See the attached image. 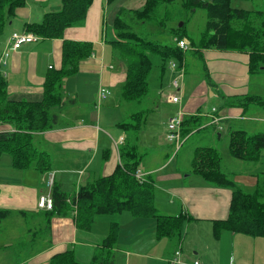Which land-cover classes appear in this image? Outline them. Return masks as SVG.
<instances>
[{
  "label": "crops",
  "instance_id": "crops-1",
  "mask_svg": "<svg viewBox=\"0 0 264 264\" xmlns=\"http://www.w3.org/2000/svg\"><path fill=\"white\" fill-rule=\"evenodd\" d=\"M144 4L145 0H91L86 17L81 23L66 27L62 37L38 36L39 39L35 42L22 44L20 48L10 53L7 65L0 68L1 74L2 71L5 72L2 76L6 79L10 99L40 101L43 97L46 77L52 70L61 67L64 39L87 44V52L80 58L76 72L64 77L62 87L65 106L58 129L32 134L35 148L47 154L45 160L46 162L50 160L48 168L51 171L55 170L57 187L67 196L76 193L77 185L84 186L89 180L110 173L116 166L115 153L110 149L111 139L114 136L101 132L93 108L96 106L97 91L100 87L108 88L111 91L110 95L118 99V88L126 77L125 67L116 57L110 43L115 39V33L110 27L116 14L120 9H141ZM232 4L235 8L247 11L264 9V0H233ZM61 6V0H25L23 5L16 7L0 31V55L13 31H26L28 24L40 22L44 14L57 11ZM199 52L204 67L214 79L211 78L218 96L224 103L225 98L250 94L251 73L248 52L214 47L203 48ZM187 58L185 53L181 60L185 71L184 78L188 69ZM171 76L170 70L165 69L162 75V89L166 87ZM154 78H161V74L158 75L156 71ZM157 83L159 82L156 81ZM86 91L89 93L87 94ZM163 99V103L169 106L175 107L177 104L167 101L166 98ZM185 101V97L182 96L181 102L177 104L178 107L185 106ZM237 109L239 108L225 109L218 113L217 109L214 112L200 109L195 112L184 111L183 122H185L181 127V140L184 141L185 136L194 129L190 127V118H194L198 126L222 131L221 121L234 126L246 118ZM229 110L232 111L233 117L228 114ZM211 115L221 118L218 122L220 128L211 122ZM256 127L257 125H252V129ZM185 128L188 130H184ZM11 129L8 124H0L1 131ZM185 131H188L187 134ZM115 136L117 138L123 136L125 141L128 135L121 132ZM106 150H110V153ZM104 155L109 157L106 158ZM148 159L150 158L147 156L143 159L148 166L143 169L144 172H147L148 177L155 182L169 180L167 182L170 184L162 189V192L168 194L171 192L175 199L164 203L163 210L159 211L156 208L157 211L167 215H184V225L180 237L161 238L155 234L154 219H150L148 225L142 227L140 233L130 243L131 247L134 246L133 249H130L128 244L117 243L118 252L119 250L121 254L124 252L125 264H143V260L152 259L158 261L157 264H163L164 261L169 263L170 258L177 256L176 252H179L181 260L179 264H189L194 259H199L202 264H223L218 259V255L223 251L224 241L227 240L228 244L233 246L238 236L226 229L215 236L213 222L227 217L231 189L212 185L202 176L195 178V174L190 170L176 169L174 173H165L163 171L168 164L161 161L163 157L155 158L154 162H151L154 159L150 161ZM148 161L154 165H150ZM48 168L46 167L45 171H40L34 166L20 169L12 166L11 159L0 160V209L9 210L10 213L7 215L9 217L18 216L24 218L26 222L28 218L30 219L26 237L23 239L24 243L28 244L26 251L31 250L30 245H32L30 226L32 218L42 217L38 225L45 226L44 217L48 209L38 207V198L48 192ZM77 170L83 172L80 174ZM158 200L155 193V207L158 205ZM133 218L128 216L127 219H123L120 226ZM99 224L105 226V231L98 229ZM108 224L109 221L105 220L103 223H95L89 231L80 230V227L76 226L73 214L57 213L50 220V229L45 234L43 246L36 251L26 253L19 263L15 264H47L54 254L70 249L73 250L78 262L84 264L83 261L86 263L90 260L97 249V240L106 235ZM161 244L163 247L160 250ZM151 251H155L156 255H150Z\"/></svg>",
  "mask_w": 264,
  "mask_h": 264
},
{
  "label": "trees",
  "instance_id": "trees-1",
  "mask_svg": "<svg viewBox=\"0 0 264 264\" xmlns=\"http://www.w3.org/2000/svg\"><path fill=\"white\" fill-rule=\"evenodd\" d=\"M173 1L146 0L141 9L128 11L120 9L118 11L113 24L115 39L110 43L117 58L125 67L126 77L118 88L120 99L130 102L142 98L147 92L152 70H154L153 73L157 71L158 75L161 74V78H157L160 94L166 62L169 59L180 61L183 59L186 52L179 49L174 41L176 37L183 38L177 29L172 33L171 42L159 43L134 31L131 26L137 23L153 22L162 26V21L156 20V16L163 4L166 5ZM90 2L91 0H61L62 6L59 10L44 14L38 23L28 24L27 30L43 38L62 37L66 27L81 23L85 19ZM24 3L25 0H0V31L14 13V9ZM190 3L194 6L193 8L196 6L205 9L208 17L198 48H231L248 52L249 72L251 73L253 56L258 53L264 55V53L255 50L248 51L238 45H230L227 32L232 18L239 19L249 11L232 7L231 0H190ZM123 15H126L127 20L126 17H122ZM262 16L264 18V14ZM237 37L241 38L239 35ZM195 44L192 47H195ZM86 47V43L64 39L61 67L52 70L46 77L43 85L44 93L40 101L10 99L6 79L0 73V124H8L12 128L6 131L0 130V156L4 153L9 154L14 168L25 169L34 166L40 171H45L50 164V160L48 162L45 160L48 157L47 154L40 152L33 145L32 134L60 124V117L65 106L62 87L64 77L76 72L80 58L87 52ZM195 48L197 50V46ZM197 53L199 52L195 51L194 54ZM153 56L157 57L158 63L152 60ZM207 79L210 83L209 78ZM251 97V94L233 96L225 101V105L243 106L245 110V105L252 102ZM252 103L264 104L259 98L257 102ZM141 114L143 112L131 115V119L139 120L135 124L131 123L132 129H138ZM127 123L128 121L121 122L119 126L123 130L128 129L130 127H127ZM196 126L198 122L190 118V127L196 128ZM227 148L230 154L240 161L260 164L261 169L258 173L263 176L256 178L253 188L237 185L232 175L223 172L220 164L221 155L217 149L196 147L191 172L202 176L212 185L232 188L228 215L225 219L213 222V233L217 236L220 231L226 229L235 233L264 237V131L248 134L243 127L233 128L229 132ZM131 155L132 153L121 155V158L126 156V160L124 162L122 160L123 163L118 164L114 171L80 187L75 195L77 200L76 226L89 231L95 224L97 215L126 213L129 217H153L157 237H180L185 216L182 214L167 215L157 211L154 205L152 183L149 180L140 181L135 177V170L142 155ZM253 173L258 174L256 171ZM51 196L52 207L45 213L47 226L50 224L51 218L49 217L54 213H60L62 204L65 203L64 207H68L67 194L57 186L52 187ZM9 213V210L0 209V223ZM119 226L118 221H109L101 249L92 256L89 264H116V255L112 249L117 247ZM47 264L80 263L76 260L73 250L70 249L54 254Z\"/></svg>",
  "mask_w": 264,
  "mask_h": 264
},
{
  "label": "rangeland",
  "instance_id": "rangeland-1",
  "mask_svg": "<svg viewBox=\"0 0 264 264\" xmlns=\"http://www.w3.org/2000/svg\"><path fill=\"white\" fill-rule=\"evenodd\" d=\"M232 1L233 0H231V6L235 7L232 4ZM193 7L194 6L191 5L190 0H174L172 3H168L166 5L163 4L156 16V20L162 21V26L157 25L154 22L148 24L137 23L135 26L131 25L134 31L142 33V35H144L146 38L151 39L153 41H157L159 43L171 42L172 33L176 31V29L177 32L181 34L183 38L186 39V42L190 47L186 51L188 57V69L186 73V78H184V71L180 93L181 97L183 96V98L185 97L186 99V101L184 102L185 106L179 108L177 104L175 107H172L167 105L166 103H163V98L165 97L160 95L158 92V87L156 84L157 78H154L155 73H153L154 70H152L148 81L147 92L139 100L127 102L120 98L117 99L114 95H110L107 98L99 101L97 91V98L95 102L96 106L94 107L95 109L93 108L96 122L101 132H105L109 135L114 136V138L111 139L112 146L111 148H108H110L115 153L117 160L116 166L120 164L122 160L123 162L126 160V156H123L121 158V155H128L131 153V156L135 154H137V156L142 155V158L138 163V167L135 170V177L140 181L149 180L152 183L154 188V196L156 193L157 199H159L158 205L156 207L159 211L163 210L162 207L164 203L168 201H175V199L171 192L169 194L167 192H162V189H164L167 185L170 184V182H167L169 180L155 182L154 179L148 177L147 172H144L143 169L148 167L145 160H143L146 156L147 158L154 159L151 162H154L156 160L155 158L158 159L163 157L161 161L166 162L168 164V167L165 168L163 171L165 173H174L176 169H178L179 171H191V164L193 158L195 157L194 150L196 149V147H214L221 155L220 164L223 172L232 175L237 185H244L248 188H253L256 178L258 176H263L258 173L261 169L260 164H255L254 162L240 161L234 158L232 154H230V152L228 151L227 145L229 140V131L233 128L243 127L248 134H253L257 131H264V119H262L264 118V104L261 105L252 103L253 101L257 102L258 98L264 103V59L262 60V57L264 55L258 53L252 58L253 71L251 72V78L249 82L251 89L250 94L252 95V102L250 104L245 105V110L243 109V106L225 105L222 99H220L218 96L217 90L214 86V82H212L211 80L212 76L210 77L207 72V68H205L203 65V60L200 55L201 52H199V50L201 49L198 48L202 32L204 31L206 21L208 20L207 12L201 7ZM124 10L128 11L131 9ZM262 14H264V9L262 11H249V13L243 14L241 18L236 20L232 18V20H230L229 22V29H227L229 35L228 43L230 45H238L248 51L255 50L256 52L262 51V53H264V18ZM117 16L118 15L116 14V17ZM122 17H126V15H123ZM112 27L113 25L110 27V30L113 32L114 29L112 30ZM239 31H241L240 34H238ZM238 35L241 38H238ZM244 37L245 39H243ZM192 41L193 43H191ZM194 44L195 47L197 46V50L195 47H192V45ZM195 51L199 53L194 54ZM114 53L116 55V52ZM154 57L155 56L152 57V60L158 63L156 59L157 57ZM206 77L209 78L210 83L207 81ZM167 89L171 90L172 87L169 86L167 87ZM86 93L88 94L89 91H86ZM231 98L232 97L225 99L229 100ZM212 107L217 109V113L218 111L223 112V110L225 109L233 110L239 108L237 109L238 112L240 114L242 112L246 118H244V120L239 121V123L234 126H232L231 124L229 125V123H227L226 121H221L220 123L223 128L222 131H213V128L211 127L204 128L202 126H196V128L190 131L188 136H185V140L182 141L178 148L175 147V142H167L165 140V125L170 113L180 111L184 120V111L189 110L195 112L197 111V109H200L202 111H210ZM83 110L84 109L82 108L81 111ZM231 110L228 111V114L233 117L231 115ZM136 112H143V114L140 115L141 123H139L138 129H132L131 123L135 124L139 121L138 119H131V115ZM125 121H128L127 127L130 128L123 130L119 126V124ZM252 125H257V127L252 129ZM57 126L46 129L42 132L54 129L56 130L58 129ZM184 130H188V128H185ZM121 132H124L128 135L127 139L125 141L123 139L122 142L117 143L116 141L118 139L115 135ZM187 132L188 131H185L186 134ZM32 143L33 145H35V141L33 140V138ZM106 151L110 153V150ZM105 157L108 158L109 156ZM4 158L11 159V156L7 153H4L0 156V160ZM150 159L148 160L150 161ZM149 161L148 163H150V165H154V163H151ZM61 165L64 166V164ZM116 166L112 169V171H114ZM254 170L258 174L253 173ZM77 172L81 174L83 170H77ZM54 175L55 170L51 171L48 168L47 186L49 188L48 192H50V195L52 187L57 186ZM105 175H99L89 180L88 183L93 182L99 177ZM194 176L195 178H200V175L195 174ZM81 186L82 185H77L76 193L69 195L70 197L67 196L66 204L68 207H64L65 203L62 204L60 213L65 215H76L77 200L75 199V195L77 194ZM225 189L232 188L226 187ZM57 213H54L52 216L56 215ZM52 216H50L49 218H52ZM127 218L128 216L126 213H122L119 215L103 214L97 215L95 217L94 223H103L105 220H113L118 221L120 224L123 219ZM41 219L42 217L32 218V223L30 225L32 228V245H30L31 250L27 251L26 249H28V244L26 245L23 239H25L26 237L25 233L26 230L29 228L28 222H30V219L28 218V221L26 222L24 218L18 216H6L1 221L0 264L19 263V261L22 259L21 257H23L26 253L28 254L33 251H36L37 249H40V247L43 246L45 234L47 233L48 229H50V227L46 226V224L45 226H39L38 223ZM150 219H153V217L138 216L134 217L131 221L122 224L117 230V242L123 245L128 244V247H131L130 243H132V241L137 237L142 227L148 225L147 222ZM44 220H46V217H44ZM98 229L105 231L106 228L104 225L99 224ZM236 234L238 237L235 240V244L233 246L229 245L227 240L224 241L223 251L219 252L218 259L221 260L223 264H226L227 262H230L231 264H264V237L245 235L240 232ZM102 240L103 238L97 240L98 246L97 249L94 251V254L101 249ZM116 246L119 247L118 244ZM162 247L163 244L160 245V250L162 249ZM133 248L134 246L130 249ZM112 250L115 252L116 255L115 263L125 264V258L123 255L124 252H122L121 254V250H119L118 252L116 247H114ZM150 255L155 256L156 252L153 251ZM92 256L90 260H88L86 263L85 261H83L84 264H89L92 261ZM170 260H173V258H170ZM157 263L158 261L154 259L149 261L143 260V264ZM169 263L172 264L171 262ZM169 263L167 261H164L163 264Z\"/></svg>",
  "mask_w": 264,
  "mask_h": 264
},
{
  "label": "built area",
  "instance_id": "built-area-1",
  "mask_svg": "<svg viewBox=\"0 0 264 264\" xmlns=\"http://www.w3.org/2000/svg\"><path fill=\"white\" fill-rule=\"evenodd\" d=\"M38 39L39 38L37 35L29 31H23V32L13 31L10 34L9 40L0 55V68L7 65L9 55L13 50L20 48V46L24 43L35 42ZM174 41L178 46V48L181 49L183 52H186L190 48L184 38L176 37L174 38ZM181 64H182L181 61H177L174 59H169L166 62V69L170 70L172 76L171 78H169V81L166 85V89L164 88L162 92H160V94L164 96L167 99V101L177 104L181 102L180 93L183 82L182 79L184 75V69ZM2 74L5 75V72L2 71ZM169 86L172 87L171 90L167 89V87ZM110 93L111 92L109 89L100 87L98 90L99 101L107 98L110 95ZM211 110L212 112H214L216 109L212 108ZM219 119H221L219 116L211 115V122L215 123L218 126V128H220L218 123ZM182 122H183L182 114L180 111H177L168 117V120L165 125V140L167 142H175L176 148H178L182 143V140L180 138ZM117 139L118 140L116 142L120 143L122 142L124 137L119 136ZM38 207L45 209H50L52 207V197L50 195V192L39 196ZM176 254L177 256L173 257V260H170L172 264L180 263L179 252H176ZM189 264H202V263L198 259H194Z\"/></svg>",
  "mask_w": 264,
  "mask_h": 264
},
{
  "label": "water",
  "instance_id": "water-1",
  "mask_svg": "<svg viewBox=\"0 0 264 264\" xmlns=\"http://www.w3.org/2000/svg\"><path fill=\"white\" fill-rule=\"evenodd\" d=\"M181 24H182V23H181ZM181 24H180V25H181Z\"/></svg>",
  "mask_w": 264,
  "mask_h": 264
}]
</instances>
